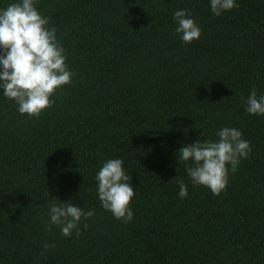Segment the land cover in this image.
Segmentation results:
<instances>
[{"label":"trees","instance_id":"1","mask_svg":"<svg viewBox=\"0 0 264 264\" xmlns=\"http://www.w3.org/2000/svg\"><path fill=\"white\" fill-rule=\"evenodd\" d=\"M235 3L216 16L210 0H35L74 75L38 117L0 89V264H264V115L245 111L264 95V0ZM179 10L198 40L176 32ZM223 127L251 152L217 196L178 150ZM110 159L135 192L127 224L97 194ZM53 202L94 215L65 237Z\"/></svg>","mask_w":264,"mask_h":264},{"label":"clouds","instance_id":"2","mask_svg":"<svg viewBox=\"0 0 264 264\" xmlns=\"http://www.w3.org/2000/svg\"><path fill=\"white\" fill-rule=\"evenodd\" d=\"M211 11L220 16L222 12L239 7L235 0H210ZM185 10L175 11L173 19L178 27L176 32L185 43L198 40L201 29L189 18ZM50 18L43 17L35 7V0H17L5 9H0V89L3 95L18 105L20 114L38 117L50 108V100L58 89L71 83L74 73L67 69L64 49L56 38V29L48 28ZM245 111L250 115H264V95L257 96L253 89L245 101ZM185 133L187 130L185 129ZM202 135V133H201ZM216 135L217 141L197 139L181 147L180 160L191 161L186 172L194 185L206 186L214 195L226 189L229 166L235 172L241 159L251 152L248 141L242 139V132L236 128L223 127ZM121 159L104 162L96 175L98 197L101 206L110 211L114 218L127 224L133 219L129 207L135 195L130 177L122 167ZM179 196L186 198L187 186L177 180ZM49 229L52 225L61 227V233L70 237L82 218L94 215L85 212L73 203L53 202L49 205ZM87 227V225H84ZM54 245L45 244L48 249Z\"/></svg>","mask_w":264,"mask_h":264}]
</instances>
